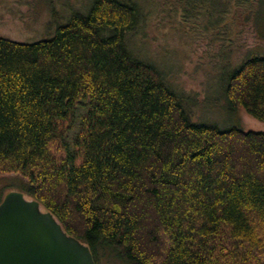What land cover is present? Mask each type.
<instances>
[{
  "label": "trees",
  "instance_id": "16d2710c",
  "mask_svg": "<svg viewBox=\"0 0 264 264\" xmlns=\"http://www.w3.org/2000/svg\"><path fill=\"white\" fill-rule=\"evenodd\" d=\"M262 2L184 0L181 15L225 41L226 16L259 27ZM144 18L136 0H88L49 38L0 37V176L19 175L95 264H264V132L194 122L127 46ZM232 47L227 111L264 123V54L233 64Z\"/></svg>",
  "mask_w": 264,
  "mask_h": 264
},
{
  "label": "rangeland",
  "instance_id": "374dc122",
  "mask_svg": "<svg viewBox=\"0 0 264 264\" xmlns=\"http://www.w3.org/2000/svg\"><path fill=\"white\" fill-rule=\"evenodd\" d=\"M145 18L128 35L127 46L138 58L157 67L167 84L186 99V109L194 122L220 128L236 126L245 131L264 132V123L249 117L243 109L228 112L222 96L220 51L233 46L234 64L249 52L264 54V0L258 6L259 27L247 21V15L226 16L235 20L234 32L226 40H216V30H206L203 19L182 17L184 0H136ZM88 0H0V37L32 43L51 37L56 27L74 12L82 13ZM232 10L233 7L231 8ZM234 12V11H233ZM17 175L0 176V203L10 192L27 194L19 187ZM44 210V209H43ZM103 259L102 264H122L117 259Z\"/></svg>",
  "mask_w": 264,
  "mask_h": 264
},
{
  "label": "water",
  "instance_id": "95a60500",
  "mask_svg": "<svg viewBox=\"0 0 264 264\" xmlns=\"http://www.w3.org/2000/svg\"><path fill=\"white\" fill-rule=\"evenodd\" d=\"M0 264H95L50 212L14 191L0 203Z\"/></svg>",
  "mask_w": 264,
  "mask_h": 264
}]
</instances>
